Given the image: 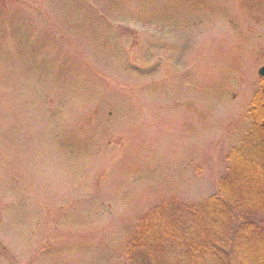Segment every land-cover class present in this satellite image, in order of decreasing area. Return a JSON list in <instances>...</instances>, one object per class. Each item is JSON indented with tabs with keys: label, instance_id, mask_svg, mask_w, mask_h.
Returning <instances> with one entry per match:
<instances>
[{
	"label": "rangeland",
	"instance_id": "rangeland-1",
	"mask_svg": "<svg viewBox=\"0 0 264 264\" xmlns=\"http://www.w3.org/2000/svg\"><path fill=\"white\" fill-rule=\"evenodd\" d=\"M0 47V264H123L150 210L216 194L264 95V0H0Z\"/></svg>",
	"mask_w": 264,
	"mask_h": 264
},
{
	"label": "trees",
	"instance_id": "trees-1",
	"mask_svg": "<svg viewBox=\"0 0 264 264\" xmlns=\"http://www.w3.org/2000/svg\"><path fill=\"white\" fill-rule=\"evenodd\" d=\"M3 52L0 69L8 75L0 81V158L17 138L18 114L13 109L19 83L15 72L20 70L11 60L13 52ZM44 99L49 113L51 100ZM250 118L241 148L227 156L216 194L194 204L173 198L150 210L139 220L123 264H264L263 94L255 97ZM13 174L7 173L10 190ZM6 250L0 244V254L12 259Z\"/></svg>",
	"mask_w": 264,
	"mask_h": 264
},
{
	"label": "water",
	"instance_id": "water-1",
	"mask_svg": "<svg viewBox=\"0 0 264 264\" xmlns=\"http://www.w3.org/2000/svg\"><path fill=\"white\" fill-rule=\"evenodd\" d=\"M259 75L262 76V77L264 76V68H262V69L259 71Z\"/></svg>",
	"mask_w": 264,
	"mask_h": 264
}]
</instances>
